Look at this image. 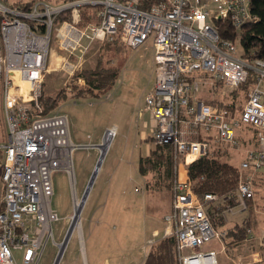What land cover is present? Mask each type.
<instances>
[{
    "label": "built area",
    "instance_id": "built-area-1",
    "mask_svg": "<svg viewBox=\"0 0 264 264\" xmlns=\"http://www.w3.org/2000/svg\"><path fill=\"white\" fill-rule=\"evenodd\" d=\"M148 1L144 9L143 0H30L26 7L0 0V264H39L50 239L61 253L70 232L56 241L53 222L59 215L51 199L58 169L69 175L73 208L68 218L71 230L79 233L74 221L76 203L82 198L76 189L73 152L95 145L72 141L67 114L43 112L40 98L52 45L70 57L83 54L95 40L137 48L147 46L151 37L155 83L145 95L144 111L155 120L154 143L169 145L174 159L172 207L164 219L175 236L180 264H218L216 251L202 247L214 239L224 241L229 231L213 223L208 206L226 203V221L242 214L255 196V175L264 171V60L241 57L236 41L221 38L215 21L229 18L240 31L253 19L251 0ZM86 7L96 10L90 17L97 21L82 25ZM62 14L68 17L58 20ZM64 63L69 69L78 66L69 59ZM249 72L255 81L239 111L198 95L206 83L202 75L211 78L212 85L220 82L234 89ZM239 129L252 132L256 147L245 150L236 191L222 199L207 193L202 202L189 177L181 174V165L208 153L202 133L213 134L214 142L243 149L248 136ZM117 133L115 125L107 127L98 145L108 141L110 145ZM247 233L249 240L255 238L252 228ZM259 239L264 245V235ZM154 242L150 239L148 247ZM259 261L257 251L247 264Z\"/></svg>",
    "mask_w": 264,
    "mask_h": 264
},
{
    "label": "rangeland",
    "instance_id": "rangeland-1",
    "mask_svg": "<svg viewBox=\"0 0 264 264\" xmlns=\"http://www.w3.org/2000/svg\"><path fill=\"white\" fill-rule=\"evenodd\" d=\"M28 1L30 0H10V2L15 4H22ZM87 21H95V18L89 16ZM146 45L137 48H131L124 44L106 47L103 41L95 40L83 54L78 52V55L68 57V53L61 50L54 43L52 45L50 66L44 73V91L46 96L54 98L62 91L67 93V96L51 113L67 114L74 139L82 138V141L95 140L100 142L102 141V138L99 139L100 132L112 126L114 122L117 123L119 131L116 137H114L110 145L109 141L104 143V145L107 144V147L103 148L106 149V156L102 161L101 172L97 175L89 196V199L91 196H97L94 198L96 200H93L96 202L94 207L91 208L90 203L92 200L88 201L83 214V224L85 236L88 237L95 227L94 222L91 221L94 216L89 215L90 209H92L93 214H96L98 210L100 214L102 211H107L106 216L101 217L99 215L100 217H98L102 220L101 223L106 220L108 226H110L112 231L111 240L117 241L118 245L123 247L129 255L139 251L141 242H143L141 236L144 233V229L153 222V213L151 209L146 208L147 199L141 185L142 176H140L138 171L139 155L144 150L145 143H148L144 140L142 134L146 133L145 136H149L153 131L150 125L151 114L148 111H144L145 95L153 88L155 83V74L152 72L151 64L147 61L153 52L152 37L148 39ZM238 50L240 51L239 47ZM80 55L82 61L79 64ZM100 58L106 65L120 66V74L113 88L101 96L89 94L74 96L78 91L77 89L85 85L84 79L76 77V74L82 70L94 68ZM66 59L78 66L75 69H69L64 63ZM201 77L206 82L198 94L201 99L212 103L218 102L219 104L233 102L235 105L233 112L240 110L245 104L247 93L241 90L240 87L232 90V88L220 82H215L212 85L211 78L207 75H202ZM106 95H110L109 99H107ZM120 103H123L122 106L127 109L124 121L120 116L124 115L125 109L121 107ZM0 128H3L1 119ZM238 131L239 133H245L248 137H252V132L243 129ZM88 134L94 137L91 138ZM149 141L154 143L152 138ZM214 145L219 147L221 151L232 154V157L236 156L231 159L235 164L240 163V160L244 158L246 149L256 147L254 138L245 142L241 150L216 141ZM98 146L95 145L93 147L97 148L100 157L102 149ZM93 147L80 146L73 152V164L80 198H82L91 177L87 180L91 153L95 151ZM248 175L250 174L248 173ZM255 179V197L251 207L255 238L246 241L239 248V252L242 255L250 253L254 250V247H259L258 250L261 251L264 248V245H260V239H256L257 234L258 236L264 235V171L258 172L255 175ZM86 181L87 183L83 187ZM136 187L137 191H135ZM167 202V199L150 201L153 207L156 208L157 206L162 210L159 213H155V216L157 218L161 217V220L157 219V225H162L164 231L168 227L165 219L162 222ZM84 203L80 208L78 207L80 211L86 204ZM51 204L59 215V219L53 222V229L56 241L60 242L62 235L64 236L70 227L68 215L73 208L69 175L64 169H58L54 174V194ZM225 207L226 203L224 202L208 206L209 215L216 226H221L220 222L226 221L228 214H224L223 208L225 209ZM76 213L79 214L80 212ZM248 215L249 203L246 211L242 214L239 212L229 216L228 222L230 220L235 222V219H238L242 223ZM170 231H173V228ZM80 235L82 236V232ZM255 239L258 240V243L252 247ZM75 240L76 237L72 236L71 241ZM217 243L218 241L214 239L206 243L205 247L218 249L220 246ZM61 245L63 250V245L65 244L62 243ZM57 248L58 245L50 239L44 248L39 264H51ZM251 255L253 254L251 253ZM222 260H225V257L223 254H219L218 261ZM61 263L62 260L59 264Z\"/></svg>",
    "mask_w": 264,
    "mask_h": 264
},
{
    "label": "trees",
    "instance_id": "trees-1",
    "mask_svg": "<svg viewBox=\"0 0 264 264\" xmlns=\"http://www.w3.org/2000/svg\"><path fill=\"white\" fill-rule=\"evenodd\" d=\"M148 4V0H143L140 6L145 9L148 7ZM20 5L26 7L29 3L25 2ZM95 11L96 10L91 7L84 8L81 24L84 25L87 23V18ZM250 11L253 19L245 22L240 31L234 29L229 18L218 19L215 17V21L220 28L219 31L221 38L231 39L238 43L237 47L240 49V51H238L241 57L247 60H254L257 58L264 60V0H251ZM67 17V14H62L59 16L58 20ZM95 21H97V19H95ZM103 42L106 47L122 44H120V42ZM119 74L120 66L106 65L100 58L94 68L82 70L76 74V77H82L84 79L85 85L77 89L78 91L74 96L78 97L86 94L101 96L113 88ZM254 81V73L249 72L248 79L240 84L237 89L240 87L241 90L247 93L249 88L254 84ZM232 90H235V88ZM66 96V91H62L52 98L46 96L43 89V94L40 98L43 112L46 114L51 113ZM214 104L224 105L232 111L235 107L233 102H227L225 104H219L216 102ZM213 136V134H201L200 138L207 140L209 143V151L206 155L187 165V173L193 191L202 202H204V197L207 193H213L217 195L219 199L225 198L234 193L241 177L239 166L227 161L225 156L228 153L221 151L219 147L214 145ZM238 136H240V134ZM151 138L154 142L153 136H150L148 140H151ZM251 138H254L253 134L252 137H248V139L244 138V141L248 142ZM155 145V148L150 154L140 157L139 170L142 174H147L149 171H152L154 173V181L156 184H165V189H169L172 195V184L174 180V159L172 148L169 145ZM254 197L248 200L249 215L242 223L234 224L229 228L226 240L227 238L230 239L229 244L232 247L243 244L249 240L247 229H253L254 226L252 217L253 213L251 210ZM220 223L221 226L227 224L225 220ZM142 264H180L175 236L168 235L155 240Z\"/></svg>",
    "mask_w": 264,
    "mask_h": 264
},
{
    "label": "crops",
    "instance_id": "crops-1",
    "mask_svg": "<svg viewBox=\"0 0 264 264\" xmlns=\"http://www.w3.org/2000/svg\"><path fill=\"white\" fill-rule=\"evenodd\" d=\"M147 61L149 64H151L152 72H153V74H155L154 49H153L152 55L150 56V58L147 59ZM120 104H121V107L125 109L124 115L120 116V118L124 121V119L126 117L125 115H126L127 109L122 106L123 103H120ZM150 118H151L150 125L152 126V130H154L155 120L153 119L152 115ZM112 125H115L118 128L116 122H114ZM118 131H119V128H118ZM104 132H105V129H103V131L100 132L99 139L103 137ZM70 133H71L72 141L76 144H79V145H84V144L98 145L101 142V141L97 142L95 140L82 141L81 140L82 138L74 139L71 130H70ZM152 133H153V131H152ZM145 135H146V133H143L142 137L148 143H145L146 146L144 147V150L140 153L139 158H138L139 160H140L141 156H147L155 148V144L148 140V138L150 136H152V134L149 136H145ZM88 136L91 138L94 137V136L89 135V134H88ZM93 148H95V147H93ZM94 150L95 151L91 153L87 180L92 175V172H93V170H94V168L98 162V159H99V154H98L97 148H95ZM105 156H106V153H105ZM105 156H104V159H105ZM235 157L236 156L232 157V154H229V153L226 154V156H225L227 161H229L231 163H233L231 161V159L235 158ZM242 159L240 160V162L242 161ZM139 160H138V171H139L140 176H142L141 185H142V189L144 190L145 197L147 199V207L146 208L151 209V211L153 213V217H152L153 222H151V224H149L144 229V233L141 236V240L143 242H141V246L139 248V251H137L136 253H131L129 255V253L127 251H125L123 249V247L118 245L117 241L115 242V241L111 240L112 231H111L110 226H108V223L106 220H103V223H101L102 220L99 218L100 216L101 217L106 216L107 211H102L100 214L99 210H98L96 214H93L92 209H90L89 215L94 216V219L92 220V218H91V221L94 222L95 227L93 228L92 233L88 235V237L85 236L84 224H83V214H84V211H85L86 206L88 204V201L92 200L90 203L91 208L94 207V204L96 202L93 200H96L94 198H96L97 196H94V197L91 196L90 199H89V196H90V193L92 191L96 177L101 172L102 164H103V163H101V166L99 167V169L97 171V174H96V177H95L94 182L92 184V187H91L89 194L86 198V201H85L86 204L84 203L85 205L82 209V220H81V224H80L82 236L79 235L80 232L78 233V231L76 229H74L73 231L72 230L70 231L67 240L64 242L65 245L63 247V250L60 253L61 255L59 257L58 264L60 263L61 260H62L61 264H142L146 258V255L148 254V252L150 250V248L148 247V241L152 238L157 240L161 237H165V236L170 235L167 228L164 231V229L162 228L163 227L162 225H157V219H160L161 217L159 216V218H157L155 216V213H159L161 209L157 206H156V208L153 207L150 204V201L151 200H160V199L166 200L167 199V201H168L167 202L168 203L167 208H166L165 213H164L163 218H162V222H164L165 215H167L171 211V201H172L171 200V197H172L171 191L169 189L168 190L165 189V186H164L165 184H156V182L154 181V173L152 171H149L147 174H142L139 170ZM233 164H235V163H233ZM235 165L239 166L240 163L235 164ZM180 169L182 172L181 174L188 176L186 165L182 164ZM73 172H74V177L76 180V189H77V178H76V173H75V169H74V164H73ZM86 183H87V181L85 182L83 187H85ZM135 191H137V187L135 188ZM77 192H79L78 189H77ZM149 205H151V206H149ZM241 218L243 219V217H241ZM237 220L238 219H235V222H232L231 220L229 222L227 221L226 225L220 226L219 228H223V229L226 228L229 230V228L232 227L234 224L240 223V221L239 220L237 221ZM95 233H96V235H95ZM65 235H66V232H65L64 236L62 235L60 241L64 240ZM259 235H260V233H259ZM72 236L76 237L75 241H71ZM260 237H261V235L258 236V234H257L256 239L257 238L259 239ZM256 239L254 240L255 243L252 245V247H254L258 243V240H256ZM216 240L218 241L217 244H219L220 248L215 249L212 247H205V245H204L202 247V250L203 251H210V250L216 251V254H217L216 259H217L218 264H240V263L247 264L248 261L252 257L251 253L254 255V253L257 251L261 255V261L254 262L253 264H264V248H263V251H261V250H258L259 247H256V248L254 247V250H252L250 253L242 255L241 252H239V248H241V246L243 244H239L235 247H232L229 244L230 243L229 238H227V240L225 239L224 241H220L218 239H216ZM58 253H59V249L57 248L55 256L53 257V261L51 264H53L54 261L56 260ZM219 254H223L225 257V260L218 261V255ZM242 259H244V260H242Z\"/></svg>",
    "mask_w": 264,
    "mask_h": 264
},
{
    "label": "water",
    "instance_id": "water-1",
    "mask_svg": "<svg viewBox=\"0 0 264 264\" xmlns=\"http://www.w3.org/2000/svg\"><path fill=\"white\" fill-rule=\"evenodd\" d=\"M102 156H103V152H101V155H100V157H99V159H98V162H97V164H96V166H95V168H94V170H93V172H92V175H91V177H90L89 183L87 184V187H86V189H85V192H84V194H83V196H82V200H86V198H87V196H88V194H89V191H90V189H91V187H92V184H93V182H94V179H95V177H96L97 171H98L99 167L101 166V163H102V161H103V159H104V157H102ZM72 226H73V225L71 224V225H70V228H69V232L71 231ZM59 257H60V252H59V254H58L56 260L54 261V264H58Z\"/></svg>",
    "mask_w": 264,
    "mask_h": 264
},
{
    "label": "bare ground",
    "instance_id": "bare-ground-1",
    "mask_svg": "<svg viewBox=\"0 0 264 264\" xmlns=\"http://www.w3.org/2000/svg\"><path fill=\"white\" fill-rule=\"evenodd\" d=\"M121 109V108H120ZM123 114V113H122ZM98 147H100L101 149H102V151H103V156L102 157H104L105 156V153H106V149H103V148H106L107 147V144H103V145H100V146H98ZM84 201L85 200H79L77 203H76V208L78 209L77 210V212H80V206H82L83 205V203H84ZM79 207V208H78ZM82 219V218H81ZM80 216H79V214L78 213H76V216H75V221H74V224L75 225H77L78 226V229H79V232L81 233V225H80ZM83 231V230H82ZM80 235V234H79ZM81 239V238H80ZM63 244H65V243H63ZM62 246V245H61ZM64 246V245H63ZM62 251V250H61ZM61 255V254H60Z\"/></svg>",
    "mask_w": 264,
    "mask_h": 264
}]
</instances>
